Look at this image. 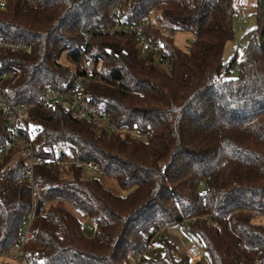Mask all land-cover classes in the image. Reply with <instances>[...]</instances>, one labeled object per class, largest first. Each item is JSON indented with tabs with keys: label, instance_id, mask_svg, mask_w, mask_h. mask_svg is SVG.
Returning <instances> with one entry per match:
<instances>
[{
	"label": "trees",
	"instance_id": "1",
	"mask_svg": "<svg viewBox=\"0 0 264 264\" xmlns=\"http://www.w3.org/2000/svg\"><path fill=\"white\" fill-rule=\"evenodd\" d=\"M114 9L120 20L149 22L146 32L161 45L166 66L153 54L143 56L134 34L102 32L114 25ZM260 9L258 26L245 34L246 51L236 48L227 61L235 0H7L0 7V38L32 46L28 52L0 49V84L9 100L32 105L48 84L68 87L91 32L87 52L96 75L86 84V100L117 126L148 134L138 140L98 130L62 101L28 110V123L40 126L34 149L45 163L35 166L34 179L47 203L31 224V259L129 264L130 255L145 251L154 227L187 222L212 264H264V221L255 215L264 213ZM153 12L172 27L193 30L191 46L181 49L170 32L149 21ZM234 64L238 75L231 77ZM9 137L0 110V146ZM58 145L67 148L61 154L98 163L121 192L87 177L80 164L54 165ZM12 153L0 159V254L18 247L33 202L27 161L17 158L3 171ZM71 200L97 223L94 234L80 226L66 204ZM206 214L218 225L202 219ZM158 241L164 254L145 253L142 264H203L186 258L168 235Z\"/></svg>",
	"mask_w": 264,
	"mask_h": 264
},
{
	"label": "built area",
	"instance_id": "2",
	"mask_svg": "<svg viewBox=\"0 0 264 264\" xmlns=\"http://www.w3.org/2000/svg\"><path fill=\"white\" fill-rule=\"evenodd\" d=\"M6 3L7 0H0V7L4 8ZM114 12L117 15L114 25L111 29H105L102 32H108L111 34L121 32L132 33L137 37L140 45V51L143 56L153 54L160 64H168V59L162 51L161 45L152 41L146 32L149 22L123 21L118 19L119 10L114 9ZM160 26H162L164 31H167L169 28L165 25ZM92 37L93 34L91 32H87L85 34L82 60L77 67V75L73 78L68 87L57 88L48 84L40 99L36 103L29 105L26 103H13L5 96L3 87L0 84V110L7 118L10 126L9 140L4 145L0 146V159H2L7 153H10V151H13L10 161L4 167L3 171H10L14 161L21 157L27 161V178L33 189L32 208L28 214L26 224L20 232L18 247L15 250H9L1 253L7 261L17 264H41L37 255H34L33 259H31L26 253V245L32 238L31 224L35 217L44 210L47 204L46 201L41 199L34 179L35 166L37 164H44L45 160L37 158L35 154L34 138L39 132L40 126L30 125L28 123L27 114L30 108L36 106L42 107L55 101H62L76 115L92 122L98 130L114 131L122 135L129 133L133 138H137L138 140H143L148 135L147 133H141L136 129L117 126L111 121L110 117L106 113L94 108L86 100V84L90 78H93L96 75L94 61L87 52V46ZM1 48L28 52L32 49V46L24 41L0 38V49ZM246 49V44H242L240 46V50L242 52L246 51ZM236 68L237 64H234L229 70L233 71L236 70ZM53 164L58 166H73L75 164H80L85 169L103 174V170L98 163L93 161H81L71 153L57 154L53 160ZM66 204L76 215L82 228H87L89 226L94 228L97 226V223L90 219L87 210L78 202L71 200L67 201ZM255 215L258 220L264 221V213H256ZM209 218L212 219L213 225H218L217 221L211 215L206 214L202 216V219ZM193 219L195 220L196 218ZM168 234L181 238L180 235L174 231L173 224H162L158 227H154L151 231L149 242L145 251L136 255H130L128 258L129 264H142L145 253H149L151 249L154 248L155 239ZM182 242L185 257L191 262L198 261L205 251L202 244L194 237L189 240V243H186L183 240Z\"/></svg>",
	"mask_w": 264,
	"mask_h": 264
},
{
	"label": "rangeland",
	"instance_id": "3",
	"mask_svg": "<svg viewBox=\"0 0 264 264\" xmlns=\"http://www.w3.org/2000/svg\"><path fill=\"white\" fill-rule=\"evenodd\" d=\"M261 0H235V26H236V35L233 40H230L225 49V59L229 61L231 57L235 54L236 48H240L242 44H246L248 42V38H245V34L256 28L259 24V10L261 11ZM156 12L151 13L148 20L152 23H156L159 25H165L169 27L167 29V32H170L174 39L175 43L183 50H187L191 44L193 43V40L195 38V33L193 30L188 28H176L173 26L176 31L172 28L171 24H166L164 22H161L159 19H157V16L155 14ZM241 26V27H240ZM240 53H242L240 51ZM241 55V54H240ZM166 66V65H163ZM238 75V71L233 70L231 73V77H236ZM67 148L63 145H58L55 149L56 154H61L62 152L66 151ZM84 173L87 177H99L103 181L104 185L113 190V191H119L121 192L120 188L118 187L116 181L112 178H105L102 176L101 173L94 172L89 169H85ZM173 229L176 233L180 235L181 238L176 237L175 235L168 234V236L175 240L178 246L179 251L183 252V242L189 243V240L193 238V236L189 233L187 229V222L184 223V225L181 224H173ZM87 234L92 235L94 234L93 228H87L85 231ZM17 249V248H16ZM15 250V249H14ZM164 254V246L158 241V237L154 241V248L151 249L149 252L150 256L157 257L162 256ZM185 254L184 252L182 253ZM6 261V258L0 254V264H3V262ZM198 261H201L203 264H212L211 258L204 251L203 255L198 259ZM11 262V261H10Z\"/></svg>",
	"mask_w": 264,
	"mask_h": 264
},
{
	"label": "water",
	"instance_id": "4",
	"mask_svg": "<svg viewBox=\"0 0 264 264\" xmlns=\"http://www.w3.org/2000/svg\"><path fill=\"white\" fill-rule=\"evenodd\" d=\"M261 7H262V14L264 16V0H261ZM264 23H263V26H262V29H261V32H260V39H261V44L264 48Z\"/></svg>",
	"mask_w": 264,
	"mask_h": 264
}]
</instances>
